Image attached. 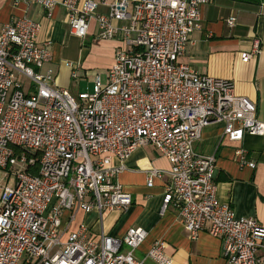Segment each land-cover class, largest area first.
I'll return each instance as SVG.
<instances>
[{
    "label": "built area",
    "instance_id": "obj_1",
    "mask_svg": "<svg viewBox=\"0 0 264 264\" xmlns=\"http://www.w3.org/2000/svg\"><path fill=\"white\" fill-rule=\"evenodd\" d=\"M35 2L48 16L56 4ZM208 2L85 0L78 6V0H60L69 33L83 43L90 19L99 38L120 42L109 68L81 72L90 86L76 97L55 86L49 43L37 42L40 22L20 16L0 27V264H171L161 240L143 258L135 256L147 237L140 226L121 236L101 232L98 239L83 222L69 229L79 211L129 208L131 196L117 175L144 145L169 164L150 168L146 177L151 186L168 176L160 215L176 208L191 239L207 228L220 238L228 264H264V225L220 201L215 156L194 149L212 122L223 123L231 142L264 133L256 103L236 94L232 80L178 60L191 32L201 28ZM99 3L107 14L96 11ZM235 22L234 16L226 20ZM260 47L254 35L242 61Z\"/></svg>",
    "mask_w": 264,
    "mask_h": 264
},
{
    "label": "crops",
    "instance_id": "obj_2",
    "mask_svg": "<svg viewBox=\"0 0 264 264\" xmlns=\"http://www.w3.org/2000/svg\"><path fill=\"white\" fill-rule=\"evenodd\" d=\"M84 1L78 0V6ZM59 2L56 0L48 16L35 0H0V27L20 16L40 22L37 42L49 43L55 86L69 91L71 87L77 88L75 84L82 80L89 82L81 72L92 68L90 59L94 54L102 51L108 58L102 70L109 68L120 42L99 38L96 22L90 19L83 43L81 38L69 33L68 11ZM96 11L107 14L108 7L99 3ZM200 14L201 28L191 32L178 60L201 73L232 80L235 93L254 101L257 119L264 121V0L260 3L209 0ZM231 16L236 18L233 26L226 23ZM254 35L261 40L260 51L244 62L241 53L251 50ZM74 71L81 75L73 78ZM154 149L151 145L136 148L124 161L125 169L117 175L122 190L131 196L126 211L105 210L101 214L95 209L87 213L79 211L69 229L75 230L83 222L90 227L93 238L98 239L101 232L121 236L128 227L140 226L147 231V237L135 251L137 258H143L153 241L161 240L166 253L172 257L171 264H228L220 238L210 235L207 228L191 239L182 229L176 208L169 206L159 214L168 176L154 179L151 186L146 177L150 168L167 170L169 164ZM194 149L200 154L215 156V183L220 201L229 202L236 216L253 217L264 225V133H246L241 140L231 142L223 134V123L212 122L203 128ZM248 162H253L254 167H249ZM144 264L155 263L146 260Z\"/></svg>",
    "mask_w": 264,
    "mask_h": 264
},
{
    "label": "rangeland",
    "instance_id": "obj_3",
    "mask_svg": "<svg viewBox=\"0 0 264 264\" xmlns=\"http://www.w3.org/2000/svg\"><path fill=\"white\" fill-rule=\"evenodd\" d=\"M77 47L75 46V49ZM107 56L105 54L102 53V51L100 53H96L92 56V58L90 59V64L92 65V68H89L90 70L88 71H100L102 70V65L105 64L107 62ZM26 81V80H25ZM80 84V85H79ZM79 84H75L76 87H71L69 92L72 94V96L76 97L77 93L84 89L86 86H90V83L87 82V79L82 80Z\"/></svg>",
    "mask_w": 264,
    "mask_h": 264
},
{
    "label": "trees",
    "instance_id": "obj_4",
    "mask_svg": "<svg viewBox=\"0 0 264 264\" xmlns=\"http://www.w3.org/2000/svg\"><path fill=\"white\" fill-rule=\"evenodd\" d=\"M234 1H240V2H243V3H260L261 0H234Z\"/></svg>",
    "mask_w": 264,
    "mask_h": 264
}]
</instances>
